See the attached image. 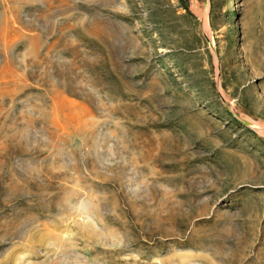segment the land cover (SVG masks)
I'll use <instances>...</instances> for the list:
<instances>
[{"label": "rangeland", "instance_id": "obj_1", "mask_svg": "<svg viewBox=\"0 0 264 264\" xmlns=\"http://www.w3.org/2000/svg\"><path fill=\"white\" fill-rule=\"evenodd\" d=\"M0 264H264V0H0Z\"/></svg>", "mask_w": 264, "mask_h": 264}, {"label": "trees", "instance_id": "obj_2", "mask_svg": "<svg viewBox=\"0 0 264 264\" xmlns=\"http://www.w3.org/2000/svg\"><path fill=\"white\" fill-rule=\"evenodd\" d=\"M186 9H188V7H185Z\"/></svg>", "mask_w": 264, "mask_h": 264}]
</instances>
